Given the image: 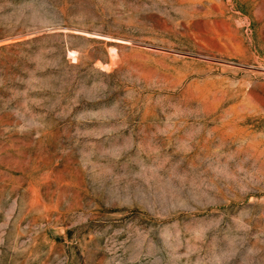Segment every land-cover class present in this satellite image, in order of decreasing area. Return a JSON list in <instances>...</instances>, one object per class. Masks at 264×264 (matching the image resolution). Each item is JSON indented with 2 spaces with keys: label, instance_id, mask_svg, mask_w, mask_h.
<instances>
[{
  "label": "rangeland",
  "instance_id": "374dc122",
  "mask_svg": "<svg viewBox=\"0 0 264 264\" xmlns=\"http://www.w3.org/2000/svg\"><path fill=\"white\" fill-rule=\"evenodd\" d=\"M0 264H264V0H0Z\"/></svg>",
  "mask_w": 264,
  "mask_h": 264
}]
</instances>
